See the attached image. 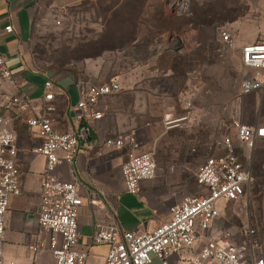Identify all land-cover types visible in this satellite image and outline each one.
<instances>
[{
    "label": "rangeland",
    "instance_id": "rangeland-1",
    "mask_svg": "<svg viewBox=\"0 0 264 264\" xmlns=\"http://www.w3.org/2000/svg\"><path fill=\"white\" fill-rule=\"evenodd\" d=\"M185 1L188 9L177 12L171 0H36L32 64L72 86L118 80L120 92L103 101L105 114L136 137L137 153L154 152L160 172L177 169L182 158L196 171L220 153L224 136L232 137L241 161L250 158L256 172L252 209L225 200L217 207H225L228 230L238 234L251 223L262 237L264 140L249 150L234 120L264 124V90L241 92L253 69L242 63L239 47L264 40V0ZM220 29L231 33L234 50L220 51ZM184 116L190 117L168 124ZM187 187L188 194L200 191L194 175Z\"/></svg>",
    "mask_w": 264,
    "mask_h": 264
},
{
    "label": "built area",
    "instance_id": "built-area-1",
    "mask_svg": "<svg viewBox=\"0 0 264 264\" xmlns=\"http://www.w3.org/2000/svg\"><path fill=\"white\" fill-rule=\"evenodd\" d=\"M170 5L177 12L188 9L185 0H171ZM5 31L12 32L13 26H6ZM219 37L222 53L236 48L228 30L220 29ZM240 57L247 68L253 69L242 78L241 92L249 94L264 90V40L242 46ZM13 78L0 51V80L13 81ZM43 85L45 94L38 111L23 92L8 95L0 109V264H37L31 260L8 259L4 254L10 202L14 196L22 194L15 130L19 121L39 142L32 147V152L43 156L45 161L38 223L48 234L31 244L29 249L34 253L48 250L55 264H90L88 251L79 246L78 214L83 204L80 182L78 179H61L58 168L62 163H75L82 145L91 138L92 123L103 117L101 103L119 93L121 85L116 79L105 83L79 81L73 127L66 131L58 130L52 118L56 111L53 79L46 78ZM189 117L177 119L179 121L168 119V124ZM234 125L237 139L249 150L254 148L257 139H264V124L234 120ZM127 143L131 152L122 164L123 182L126 192L139 194L141 182L156 175L154 152L137 153L140 144L133 134L106 140L107 145L120 150ZM218 148L220 153L208 156L196 171L200 191L175 201L169 208L170 218L156 228L146 231L124 229L112 210L105 219L95 223L93 243L108 246L103 264H150L155 258L161 264H174L171 256L175 254L180 256L182 264H264V233L260 237L259 230L251 223L242 225L238 234L231 232L223 214L225 207L222 212L217 207L218 202L225 200L226 204L239 202L241 210L249 211L254 181L252 163L248 161L250 158L241 161L230 136H224ZM100 200L95 194L91 203L97 205ZM231 237L236 239L231 241Z\"/></svg>",
    "mask_w": 264,
    "mask_h": 264
},
{
    "label": "crops",
    "instance_id": "crops-1",
    "mask_svg": "<svg viewBox=\"0 0 264 264\" xmlns=\"http://www.w3.org/2000/svg\"><path fill=\"white\" fill-rule=\"evenodd\" d=\"M35 3L36 0H0V51L14 75L13 81L0 80V109L8 95L19 92L30 98L36 111L43 104V84L49 77L33 66L30 56ZM8 25L13 26L12 32L5 31ZM242 46H239L240 49ZM53 81L56 111L52 118L58 130L66 131L73 127L79 89L77 85L72 86L64 80L53 78ZM102 111V119L92 123L91 138L82 145L75 163H62L58 168L61 179H78L80 182L83 204L78 214L79 246L88 251L90 264H103L108 252L107 245L92 241L97 221L105 219L112 210L124 229L146 231L156 228L170 218V206L188 194L189 179L195 176L198 169L194 171L187 159L182 158L177 169L164 172L157 169L153 179L143 180L139 194L126 192L121 168L128 159L131 146L127 143L120 150L107 145L106 140L128 134H122L124 128L118 127L114 118L105 114V103L102 104ZM15 130L18 135L17 167L22 194L14 196L10 202L4 254L6 258L17 261L55 264L48 250L34 253L29 249L31 244L48 234L38 223L45 161L43 156L31 150L39 142L29 128L19 121L15 124ZM95 194L101 199L97 205L91 203ZM179 258L178 254L172 255L171 261L182 264ZM150 264H161V261L155 258Z\"/></svg>",
    "mask_w": 264,
    "mask_h": 264
},
{
    "label": "trees",
    "instance_id": "trees-1",
    "mask_svg": "<svg viewBox=\"0 0 264 264\" xmlns=\"http://www.w3.org/2000/svg\"><path fill=\"white\" fill-rule=\"evenodd\" d=\"M262 140H264V139H257L256 141H255V145L257 144V142L258 141H262ZM255 145H254V148H255ZM253 148V149H254ZM252 170H253V175H254V181H253V186H252V192H251V197H250V208L252 209V207H251V204H252V201H253V198H254V190H255V185H256V183H257V176H256V172L254 171V169H253V166H252ZM250 209V210H251ZM262 217V216H261ZM259 221V226H260V230H262V219L261 220H258Z\"/></svg>",
    "mask_w": 264,
    "mask_h": 264
},
{
    "label": "water",
    "instance_id": "water-1",
    "mask_svg": "<svg viewBox=\"0 0 264 264\" xmlns=\"http://www.w3.org/2000/svg\"><path fill=\"white\" fill-rule=\"evenodd\" d=\"M181 48V46L180 47H177L175 50H179Z\"/></svg>",
    "mask_w": 264,
    "mask_h": 264
},
{
    "label": "bare ground",
    "instance_id": "bare-ground-1",
    "mask_svg": "<svg viewBox=\"0 0 264 264\" xmlns=\"http://www.w3.org/2000/svg\"><path fill=\"white\" fill-rule=\"evenodd\" d=\"M177 121H179V120H177Z\"/></svg>",
    "mask_w": 264,
    "mask_h": 264
}]
</instances>
